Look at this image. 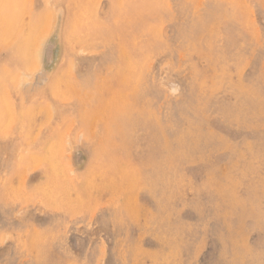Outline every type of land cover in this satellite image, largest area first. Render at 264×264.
<instances>
[{
	"label": "rangeland",
	"instance_id": "rangeland-1",
	"mask_svg": "<svg viewBox=\"0 0 264 264\" xmlns=\"http://www.w3.org/2000/svg\"><path fill=\"white\" fill-rule=\"evenodd\" d=\"M18 5L0 264H264V0Z\"/></svg>",
	"mask_w": 264,
	"mask_h": 264
},
{
	"label": "bare ground",
	"instance_id": "bare-ground-1",
	"mask_svg": "<svg viewBox=\"0 0 264 264\" xmlns=\"http://www.w3.org/2000/svg\"><path fill=\"white\" fill-rule=\"evenodd\" d=\"M30 1V0H28ZM72 1V0H71ZM81 1V0H80ZM74 2V1H73ZM78 3V1H76ZM119 2V0H118ZM70 3V2H69ZM96 3V2H95ZM29 4V3H28ZM75 5V4H74ZM81 5V4H80ZM29 9V8H27ZM85 9V7H84ZM20 10V7L18 5V0H0V17L2 19H4L5 23L7 25H9L11 28L9 29L10 31L7 33V35L9 37H11L12 41L14 44H16L18 47H22V48H25V53H26V58H33L35 56H38L39 53L41 52L42 50V47H40L42 44H41V40L40 39V36L37 34V31L34 32V36H32L30 38L29 36V33L32 29V23L31 22H28V23H25L24 21V18L23 20L24 21H20V17H16L15 14L18 13V11ZM70 10V9H68ZM72 10V9H71ZM79 11V10H78ZM49 12V11H48ZM86 12V11H85ZM27 13V12H26ZM71 13V12H70ZM73 13V11H72ZM82 13L79 11V14ZM78 14V13H77ZM73 15V14H72ZM26 16V15H25ZM77 16V15H76ZM82 16V14H81ZM46 17H49L48 15ZM27 18V17H26ZM50 18V17H49ZM73 18V17H72ZM80 18V17H79ZM48 19V18H47ZM77 19V18H75ZM54 20V19H53ZM50 21V20H49ZM77 21V20H76ZM46 23V22H45ZM79 23V22H78ZM50 25V23H48ZM77 24V22H76ZM81 24V23H80ZM48 25V26H49ZM62 25V23H61ZM79 25V24H78ZM45 26V25H44ZM72 26H74V21H73V24ZM34 29L37 28L36 25L33 26ZM45 28V27H44ZM48 28V27H47ZM43 29V27H42ZM49 29V28H48ZM72 30V29H71ZM43 31V30H41ZM40 31V32H41ZM65 32V31H64ZM86 32V31H85ZM84 32V33H85ZM44 34V33H42ZM3 35V34H2ZM64 36V35H63ZM62 36V37H63ZM67 37V36H66ZM65 39V38H64ZM66 40V39H65ZM93 40V39H92ZM9 42H10V39H9ZM44 42V41H43ZM42 42V43H43ZM66 44V43H65ZM41 48V50H40ZM96 50V49H95ZM121 50V49H120ZM123 51V50H122ZM121 52V51H120ZM17 53V52H16ZM18 54V53H17ZM41 54V53H40ZM19 56V55H18ZM41 56V55H40ZM144 56V55H143ZM32 58H31V63H33L34 61H32ZM40 58V57H39ZM145 58V57H144ZM32 65V64H30ZM36 66V65H34ZM39 66V65H38ZM29 67V66H28ZM109 67V66H108ZM35 69L36 67H33L32 66V69ZM111 68V67H110ZM28 69V68H27ZM30 69H31V66H30ZM59 69V68H58ZM69 73V72H68ZM84 73V72H83ZM82 75V74H81ZM20 77V76H19ZM15 78V77H14ZM13 79V78H12ZM20 80V79H19ZM12 81V80H11ZM109 81V80H108ZM13 82V81H12ZM107 85V84H106ZM109 85V84H108ZM4 91V90H3ZM122 100V99H121ZM46 104V103H45ZM44 104V105H45ZM46 106V105H45ZM48 108V107H47ZM50 112V111H48ZM0 114H1V111H0ZM10 114V113H9ZM12 114V113H11ZM10 114V115H11ZM50 115V114H49ZM61 120V118H60ZM99 120V119H98ZM3 148V147H2ZM34 156V155H33ZM36 157V156H34ZM39 158V157H38ZM32 159V158H31ZM52 160V159H51ZM39 161V160H38ZM37 161V162H38ZM36 165V164H35ZM33 165V166H35ZM50 166V165H49ZM63 173V172H62ZM77 175V174H76ZM80 175V174H79ZM78 176V175H77ZM81 176V175H80ZM89 178V177H88ZM77 181V180H76ZM85 181V180H84ZM85 183V182H84ZM54 184V183H52ZM73 184V183H72ZM87 184V188H88V183H85ZM105 185V184H104ZM50 186V185H49ZM41 187V186H40ZM68 187V186H67ZM72 188V186H71ZM74 188V187H73ZM19 189V188H18ZM41 189V188H40ZM118 189V187H117ZM116 189V190H117ZM124 189V188H123ZM89 190V189H88ZM103 190V189H102ZM121 190V189H120ZM90 191V190H89ZM119 191V190H118ZM87 194V193H86ZM42 195V194H41ZM69 202V201H68ZM25 223V222H24Z\"/></svg>",
	"mask_w": 264,
	"mask_h": 264
}]
</instances>
